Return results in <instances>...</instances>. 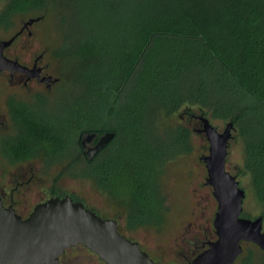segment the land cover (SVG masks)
<instances>
[{
    "label": "trees",
    "instance_id": "16d2710c",
    "mask_svg": "<svg viewBox=\"0 0 264 264\" xmlns=\"http://www.w3.org/2000/svg\"><path fill=\"white\" fill-rule=\"evenodd\" d=\"M2 1L4 18L46 15L58 6L77 12L80 28L65 55L76 62L75 78L85 94L98 95L78 100L65 125L61 116L34 111L16 155L35 156L45 144L56 149L75 129L116 132L100 161L88 163L87 175L127 197L130 230L158 228L166 213L157 165L191 149L188 129L162 138L158 121L197 106L234 122L264 219V0ZM122 96L129 98L123 106ZM260 254L263 261L250 251L244 264H264Z\"/></svg>",
    "mask_w": 264,
    "mask_h": 264
},
{
    "label": "rangeland",
    "instance_id": "374dc122",
    "mask_svg": "<svg viewBox=\"0 0 264 264\" xmlns=\"http://www.w3.org/2000/svg\"><path fill=\"white\" fill-rule=\"evenodd\" d=\"M6 6L7 2L0 0V41L12 38L30 19L41 18L29 28L33 33L30 43L23 48L24 36L13 49L24 60L33 59L46 51L44 63L50 64L49 73L61 79L58 89L54 88L50 92H47L45 86L35 88V95L44 97L46 101L44 104L38 103L34 111L39 115L52 117L56 112L67 113L78 100H88L90 97L97 100L98 95L85 94L75 78L76 62L69 55H65L67 45L73 41L80 28L78 13L68 12L58 6L46 15L43 12L19 13L4 18ZM13 49H8L7 54L11 55ZM8 78V75L0 73V112L6 116L4 121L7 126L0 133V186L9 193L16 186L17 173L27 170L22 180L29 183L15 194L17 209L24 216H28L43 201L55 196L69 195L83 202L101 217L117 220L124 236L139 242L154 261L163 264H187L202 252L200 249L203 243L217 238L213 221L218 204L212 187L206 185L208 173L201 159L209 154L210 145L205 134L197 133L202 127L201 121L193 119L192 116H206L219 131H224L228 121L213 118L211 113H205L199 107L191 105L183 106L171 116L159 119L157 134L162 138L177 128L188 129L191 149L157 165V176L165 200L164 223L158 228L142 227L130 230L127 225L130 212L127 197L101 188L96 180L87 175L90 166L84 160L78 165L69 166L68 155L52 159L45 155L44 148L37 155L23 161L24 163H14L11 160L10 148L16 141L18 129L15 124L13 127L10 116L6 115V104L13 97L18 100H28V97L26 90L13 87ZM120 102L122 106L123 103H129L128 96H122ZM84 104L82 101L81 110ZM65 116H62L63 124ZM226 166L246 192L243 216L250 219L260 217L262 205L256 198L251 175L245 169L244 142L236 132H233L229 143ZM250 251L255 254L256 260L263 261L259 260L262 251L258 246L244 243L242 257L234 264H244V258ZM70 256L76 264H106L83 245L77 246L70 252Z\"/></svg>",
    "mask_w": 264,
    "mask_h": 264
},
{
    "label": "water",
    "instance_id": "95a60500",
    "mask_svg": "<svg viewBox=\"0 0 264 264\" xmlns=\"http://www.w3.org/2000/svg\"><path fill=\"white\" fill-rule=\"evenodd\" d=\"M40 19H30L24 27ZM18 34L0 41V71L25 70L4 54ZM198 119L202 127L197 133L205 134L210 145L209 154L201 159L208 173L206 185L212 187L218 204L213 221L217 238L206 242L204 250L187 264H234L243 254L244 243H253L264 252V219L243 216L246 192L226 166L234 122L219 131L206 116ZM96 137V132L85 133L82 144L86 146ZM115 137L114 131L104 133L88 148V160ZM77 245L89 248L107 264H163L154 261L139 242L124 236L117 220L101 217L70 196L38 204L25 219L13 207H6L0 197V264H54L66 249Z\"/></svg>",
    "mask_w": 264,
    "mask_h": 264
},
{
    "label": "flooded vegetation",
    "instance_id": "af4514ba",
    "mask_svg": "<svg viewBox=\"0 0 264 264\" xmlns=\"http://www.w3.org/2000/svg\"><path fill=\"white\" fill-rule=\"evenodd\" d=\"M24 25L20 31H18L17 33H15L13 35V37H14L16 34L19 33L18 36L13 41V43L8 48H6L4 54L9 59L18 62L22 67L25 68V70L24 71L14 70L13 72L0 71L1 74H5V75L9 76L8 82L11 83V85L13 87L15 86V87H18L19 89L26 90V95L28 97V100H18V99H14V97H13L6 104V107H7L6 115L10 116L12 123H13V127L15 124L16 128L18 129V135L15 138V140H16L15 143H13V145L10 148V156L9 157H11V160L14 163H19V164L24 163L29 158L34 156V154L30 155V156H26V154H24V153H20L19 155H16V153H14V151H13L15 144L21 138H24L26 136L27 131L25 129V120L31 116V114L37 108L36 105L38 106V103L42 102L44 104V102L46 101V99L44 97H39V95H35V93H34L35 88L37 86H45L47 92H50L54 88L58 89V86L61 82L60 78H56V77H54V75L49 73L50 64L44 63V60L46 57V51L39 53L33 59L28 58L27 60H24L18 54V51L16 49H13L14 45L18 41L22 40L21 39L22 37L25 36L24 40H22V43L24 46L23 48H25L30 43L31 38L33 37V33L29 30L31 25L28 27H24ZM10 48H12L13 50H12L11 55H8L7 51ZM57 113H59V112L53 113L54 116H52V117L56 118V117H60V116L62 117V116L66 115V113L65 114H61V113L57 114ZM5 118H6V116L4 115V113L1 114V112H0V133H2L3 130L5 129V127H7L6 122L4 121ZM192 118L198 119L197 116H192ZM66 121L67 120H65L64 122H66ZM71 130H72V128H71ZM107 131L108 130L91 131V132H96L97 137L94 139L93 142L87 143L86 146H84L82 144V139H83L84 134L88 133V132H83L82 130L75 129L72 131L73 135L71 133L69 134L71 136L69 138L70 141L67 144L65 143V141H66L65 138H63V141H64L63 144L61 146L58 145L56 147V149L53 148L54 150L51 148V146L49 144H45V146H44L45 155L52 158V159L56 158V157H58V158L66 157L68 155L69 156V162H68L69 166L70 165H78L83 160L87 163H94V164L96 163L97 164L100 161V156L103 153V151L115 140L116 137L104 149H102L91 161L88 160V158H87V150L89 147H93L98 142L99 138L104 133H106ZM70 150H71V152H70ZM7 151H9V150H7ZM26 174H27V170H23V171H21V173H19V172L17 173V177L15 179L16 186L9 193L6 192V190H4L0 186V197L2 198L4 205L6 207H13L14 210L16 211V213L21 215L24 219L27 218L33 211L28 216H24L23 213L18 211V209H17L18 202L15 199V194H16V192L22 191V189H24L25 184L29 183V182H25L22 180L23 176ZM55 197H60V196H55ZM72 199L74 201H78V200H75L74 198H72ZM43 202H45V201H43ZM87 208H89V207H87ZM204 244L205 243H203V245L201 246L200 251L204 250ZM77 246H79V245H77ZM77 246H72V247L66 249L65 252L59 257L58 261L54 264H76V262L71 258L70 252H72ZM85 248H87V247H85ZM87 249H89V248H87ZM93 254L97 255L95 253H93ZM99 259L101 261H103L100 257H99ZM103 262L106 263L105 261H103Z\"/></svg>",
    "mask_w": 264,
    "mask_h": 264
}]
</instances>
